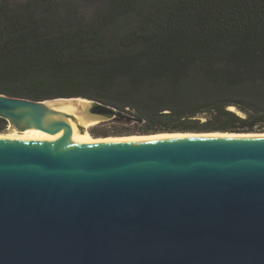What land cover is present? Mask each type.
<instances>
[{
  "label": "water",
  "instance_id": "1",
  "mask_svg": "<svg viewBox=\"0 0 264 264\" xmlns=\"http://www.w3.org/2000/svg\"><path fill=\"white\" fill-rule=\"evenodd\" d=\"M0 117L67 138L133 119L1 92ZM0 264H264V137L0 138Z\"/></svg>",
  "mask_w": 264,
  "mask_h": 264
},
{
  "label": "trees",
  "instance_id": "2",
  "mask_svg": "<svg viewBox=\"0 0 264 264\" xmlns=\"http://www.w3.org/2000/svg\"><path fill=\"white\" fill-rule=\"evenodd\" d=\"M91 1L0 0L1 93L100 100L144 134L264 131V0H106L87 20Z\"/></svg>",
  "mask_w": 264,
  "mask_h": 264
},
{
  "label": "bare ground",
  "instance_id": "3",
  "mask_svg": "<svg viewBox=\"0 0 264 264\" xmlns=\"http://www.w3.org/2000/svg\"><path fill=\"white\" fill-rule=\"evenodd\" d=\"M235 109V107H231ZM90 124H86L88 127ZM233 136H248V137H264V133H249V134H234L223 132H160L145 134L144 136H116V137H94L90 135L89 130L84 133L77 132L71 138L63 137L61 135H54L40 129H28L22 132L2 134L0 138L3 139H17L28 141H42V142H61V143H87L94 140L102 141H121V140H144V139H186V138H199V137H233Z\"/></svg>",
  "mask_w": 264,
  "mask_h": 264
},
{
  "label": "rangeland",
  "instance_id": "4",
  "mask_svg": "<svg viewBox=\"0 0 264 264\" xmlns=\"http://www.w3.org/2000/svg\"><path fill=\"white\" fill-rule=\"evenodd\" d=\"M7 1L15 5V4L23 3L27 0H7ZM106 4H107L106 0H93L89 3H81L82 13L86 16L87 20H90L97 13H99L100 10L105 8ZM120 21L121 23H123L125 27H130V26H133L137 22V18L135 15H129L121 19ZM93 127H100L99 129H108L109 133H114L117 130L125 131L129 129L128 130L129 133L126 132L124 134H111L107 136L105 135L97 136V135L92 134L94 137L108 138V137L126 136V135H133V136H144L145 135L144 133H141L138 130L139 129L138 125H135L133 122H127V121H119V122L111 121L103 125H91L89 127V130L91 131ZM131 131H135V132L131 133ZM256 132H261V131H256ZM10 133H16V131L12 132L10 130H7L5 132H2V134H10Z\"/></svg>",
  "mask_w": 264,
  "mask_h": 264
}]
</instances>
